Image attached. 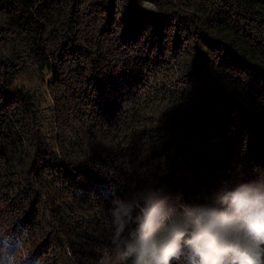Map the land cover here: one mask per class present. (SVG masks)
<instances>
[{
    "label": "trees",
    "instance_id": "obj_1",
    "mask_svg": "<svg viewBox=\"0 0 264 264\" xmlns=\"http://www.w3.org/2000/svg\"><path fill=\"white\" fill-rule=\"evenodd\" d=\"M242 190L264 0H0V264H134L150 195L161 237ZM186 239L169 264H198Z\"/></svg>",
    "mask_w": 264,
    "mask_h": 264
},
{
    "label": "clouds",
    "instance_id": "obj_2",
    "mask_svg": "<svg viewBox=\"0 0 264 264\" xmlns=\"http://www.w3.org/2000/svg\"><path fill=\"white\" fill-rule=\"evenodd\" d=\"M229 199L231 213L197 211L191 231L174 221L167 235L157 237L165 225L159 203L150 195L139 218L134 264H169L186 235L184 242L199 257L198 264H225L226 258L227 264H264V197L242 190ZM122 214L126 210L113 211L118 232L124 227Z\"/></svg>",
    "mask_w": 264,
    "mask_h": 264
}]
</instances>
